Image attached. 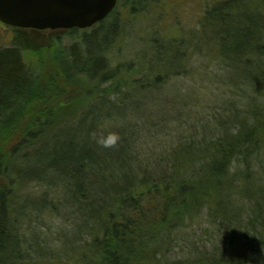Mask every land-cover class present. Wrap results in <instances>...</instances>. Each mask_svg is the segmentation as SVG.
<instances>
[{"label":"trees","instance_id":"trees-1","mask_svg":"<svg viewBox=\"0 0 264 264\" xmlns=\"http://www.w3.org/2000/svg\"><path fill=\"white\" fill-rule=\"evenodd\" d=\"M151 1L119 0L94 29L68 30L76 42L60 49L39 75L19 48L0 47V264L52 260L65 264L62 255L69 264H76L78 248L86 249L91 258L79 255L82 264H160L158 253L176 231L196 221L204 210L214 235H231V243L228 248L213 244L211 252L197 250L192 259L174 264H264V206L251 196L238 202L235 189L244 179L243 171L255 173L256 158L257 164L264 163L260 158L264 153V104L248 110L242 120L229 118L217 139L181 140L165 160L153 166L138 160L135 126L147 128L151 119L142 121L146 112L137 111L143 105L137 97L157 87L161 78L150 79L155 69L146 65L137 69L134 64L113 66L107 54L127 24L119 10L138 14ZM238 2L244 0H220L206 10L194 48L212 51L214 43L225 63L244 59L254 66L261 61V73L253 83L262 90L252 87L264 94L263 32L260 37L257 26L253 30L242 27L246 42L239 46V58L222 49L219 32L206 35L217 26L218 14L231 19ZM229 23L241 26V21ZM164 43L181 49L167 61L164 75L179 73L188 55L181 45L167 39H159L156 46L161 48ZM66 52L70 58H58ZM138 75L141 78H135ZM234 122L240 127L232 132L229 126ZM109 135L117 137L116 143L104 147L100 141ZM196 163L203 170H197ZM258 182L264 201L262 175ZM31 185L43 188V193H26ZM224 186L229 189L226 201L217 194ZM243 200L251 204L245 212ZM46 215L69 216L78 231L59 251L32 240V254L28 226L32 221L41 223ZM82 232L89 240L78 244L76 235ZM237 241L238 248L234 246Z\"/></svg>","mask_w":264,"mask_h":264},{"label":"rangeland","instance_id":"rangeland-1","mask_svg":"<svg viewBox=\"0 0 264 264\" xmlns=\"http://www.w3.org/2000/svg\"><path fill=\"white\" fill-rule=\"evenodd\" d=\"M218 1L220 0H167L164 4L163 0H154L148 5L147 10L133 15L119 8L120 17L127 24L114 46L109 49L107 58H111L113 66L134 64L137 69L140 64L146 65L147 68L155 69L150 79H156L158 76L161 78V82L156 84L157 87L147 88L143 92L144 95L142 93L137 97L143 102L142 108L137 111L146 112L142 121L145 120V123H148L151 119L147 128L139 124L135 126L139 134L136 146L137 155L140 156L138 160L144 163L143 165L149 163L153 166L155 161L165 160L171 152L170 148L176 147L181 140L199 141L205 136L217 139L220 128H226L229 125V118L233 119V116H236V120H242L248 110L263 107L261 105L264 104V94L260 93V95L253 91L255 88L258 91L262 90L258 85L255 87L253 83L256 76L261 73L259 66L261 61H258V66L256 64L251 66L244 59L225 63L218 57L219 52L216 51L214 43H211L212 47L215 46L212 51L194 48L196 36L201 33V23L206 10ZM236 5H238L237 10L233 11L231 19L224 13L218 14L217 26L206 32L208 37H213L216 32H219L222 49L234 56L233 58H239V46L246 42L245 34L241 33L243 26L251 30L257 26L260 37L262 32L264 37L262 29L264 28V0H244ZM233 20L236 23L241 21V26L240 24H235V27L231 25L229 22ZM3 26L5 24L0 22V47L19 48L26 62L38 75L44 70V66L46 68L50 66L51 60L60 49L71 47L76 42L65 29L20 30L9 26L10 28L4 30ZM95 27L86 30L89 31ZM159 39L174 42L175 46L181 45L182 51L188 55V61L183 68L179 69V73L164 75L167 61L170 62L172 58H176L181 49L167 47L165 43L159 48L156 46ZM209 51L211 52L207 55ZM58 58H70V56L66 52L62 55L58 54ZM158 58H162L163 62ZM135 78H141V75ZM235 80L242 82L235 84L233 82ZM243 80L247 81V84H244ZM137 98L133 100H139ZM259 120H263V117ZM239 127L237 122L229 126L232 132ZM201 153L198 152V154ZM209 153L212 151L207 154ZM260 158L264 161V153ZM257 159L252 164V170L255 173L243 171L241 176L244 179L235 185V189L239 193L238 202H241V197L251 196L254 199L258 198L264 206L260 188L262 185L258 182L261 175L264 178V163L257 164ZM195 168L203 170L197 163ZM42 191L43 188L31 185L25 192L40 195ZM228 192L229 189L224 186L218 189L217 194L226 201ZM242 203L243 212L248 210L249 206L251 207L246 200ZM206 213L207 210H204L196 221L188 222L176 231L173 235L174 239L160 254L158 253L156 258L158 263L174 264L181 260L192 259L195 251L211 252L213 244L217 243L222 248H228L233 237L230 235L229 238L228 236L219 238L214 235ZM44 219L39 224L32 221L30 223L32 226H28V246L32 247V254L35 253L32 240L51 250L59 251L68 238L73 239L70 236L78 231L69 216L46 215ZM79 234L76 235L79 236L78 244H84L89 240L86 233ZM237 234L241 235L245 242V235L241 232ZM234 246L238 248V241ZM75 253H77L74 255L76 264H82L79 255L82 256L85 253L88 257L86 249L78 248ZM60 259L63 263L69 264V260L67 261L63 255ZM88 260L90 261L91 258L88 257ZM52 261L44 262V264H57Z\"/></svg>","mask_w":264,"mask_h":264},{"label":"water","instance_id":"water-1","mask_svg":"<svg viewBox=\"0 0 264 264\" xmlns=\"http://www.w3.org/2000/svg\"><path fill=\"white\" fill-rule=\"evenodd\" d=\"M119 0H0V22L35 29L93 28L115 10Z\"/></svg>","mask_w":264,"mask_h":264},{"label":"clouds","instance_id":"clouds-1","mask_svg":"<svg viewBox=\"0 0 264 264\" xmlns=\"http://www.w3.org/2000/svg\"><path fill=\"white\" fill-rule=\"evenodd\" d=\"M116 140L117 137L115 135H109L106 139H102L100 143H102L104 147H110L116 143Z\"/></svg>","mask_w":264,"mask_h":264},{"label":"flooded vegetation","instance_id":"flooded-vegetation-1","mask_svg":"<svg viewBox=\"0 0 264 264\" xmlns=\"http://www.w3.org/2000/svg\"><path fill=\"white\" fill-rule=\"evenodd\" d=\"M7 28H10V27L7 26V25L3 26V29H4V30H6ZM18 29L23 30L22 28H18ZM33 30H35V29H33ZM65 31H66V30H65Z\"/></svg>","mask_w":264,"mask_h":264}]
</instances>
